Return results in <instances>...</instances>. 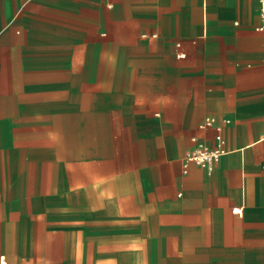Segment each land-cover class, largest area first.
Instances as JSON below:
<instances>
[{
    "label": "crops",
    "instance_id": "0c3cea01",
    "mask_svg": "<svg viewBox=\"0 0 264 264\" xmlns=\"http://www.w3.org/2000/svg\"><path fill=\"white\" fill-rule=\"evenodd\" d=\"M259 22L258 0H0V264H264ZM207 117L225 153L183 172Z\"/></svg>",
    "mask_w": 264,
    "mask_h": 264
},
{
    "label": "built area",
    "instance_id": "2783aa9c",
    "mask_svg": "<svg viewBox=\"0 0 264 264\" xmlns=\"http://www.w3.org/2000/svg\"><path fill=\"white\" fill-rule=\"evenodd\" d=\"M258 15L260 22L257 30L264 31V0H258ZM179 56L182 57L183 53H179ZM199 128L215 129L212 143L208 145L197 141L196 138H192V142H194L195 146L191 150L187 151L183 156V172H186L189 164H196L204 168L207 172H211L215 163L225 153L224 140L220 131V127L216 125L214 118H205L199 125Z\"/></svg>",
    "mask_w": 264,
    "mask_h": 264
},
{
    "label": "rangeland",
    "instance_id": "374dc122",
    "mask_svg": "<svg viewBox=\"0 0 264 264\" xmlns=\"http://www.w3.org/2000/svg\"><path fill=\"white\" fill-rule=\"evenodd\" d=\"M69 216H71V219H72V217H73V214H68Z\"/></svg>",
    "mask_w": 264,
    "mask_h": 264
}]
</instances>
